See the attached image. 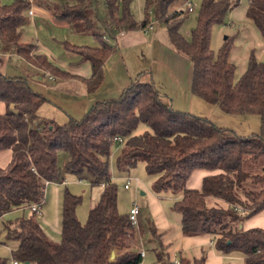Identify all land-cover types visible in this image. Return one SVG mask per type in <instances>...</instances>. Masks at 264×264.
Wrapping results in <instances>:
<instances>
[{"label":"trees","instance_id":"16d2710c","mask_svg":"<svg viewBox=\"0 0 264 264\" xmlns=\"http://www.w3.org/2000/svg\"><path fill=\"white\" fill-rule=\"evenodd\" d=\"M186 1L145 0L144 19L138 21L131 10L132 0H101L111 24L119 31L144 29L152 19L164 23L175 49L192 62V93L228 113H257L260 132L240 135L206 116L176 110L151 73L136 78L120 97L96 102L81 119L70 118L63 124L40 120L32 127L46 97L34 91L26 78L0 72V102L6 104V111L0 112V152H13L10 164L0 167V221L11 212L36 203L44 205L46 186L58 181L63 173L61 153L67 155V173L80 175L87 171L93 177V187L103 186L85 223L77 216L81 197L66 189L59 241L45 232L35 211L31 210V216L4 222L5 243L17 242L11 247L12 259L23 264L142 263L143 256L133 248L135 226L129 214L118 209V188L110 174L111 153L121 145L117 159L121 172L143 161L149 174H158L152 185L155 192L180 194L173 209L181 214L184 236L209 234L219 252L240 251L245 254V264H264V228L240 227L264 210V166L255 173L244 164L264 162V62L252 57L244 76L234 82L229 44L218 54L211 48L212 27L225 23L241 0H202L190 39L181 33L189 13L184 9ZM98 3L43 2L57 20L100 39L98 47L65 42L68 50L92 64L94 74L113 48L101 32L95 31L100 22ZM248 3V16L264 36V0ZM29 7L28 0L10 4L0 0V50H11L58 76H68L45 55H33V43L21 41ZM142 124L146 128L139 132ZM196 170L215 173L203 178L201 189L188 188V180ZM116 249L121 252L112 258ZM157 255L160 264H205L203 256L182 255L176 263L164 260L163 250ZM0 264H10V258L0 256Z\"/></svg>","mask_w":264,"mask_h":264},{"label":"crops","instance_id":"0c3cea01","mask_svg":"<svg viewBox=\"0 0 264 264\" xmlns=\"http://www.w3.org/2000/svg\"><path fill=\"white\" fill-rule=\"evenodd\" d=\"M13 1L4 3L1 0V3L10 4ZM45 1L34 0L33 4H30L22 28L21 41L33 43L36 54L45 55L50 62L68 72L69 75L58 76L28 61L16 52L0 50V72L10 77L26 78L34 91L46 97V102L40 106L36 112L37 116L32 120V127H36L40 120H53L58 124H63L70 118L81 119L96 102L120 97L123 90L136 78H141L148 73H151L156 86L169 95L172 106L176 110L192 112L199 116L206 115V101L191 91L192 62L188 56L175 49L164 23L152 19L151 27L125 31H119L112 25L115 28L112 29L114 31L112 36L109 37L102 33L103 39L112 44V52L98 72L94 74L89 61L81 60L79 54L65 47V42L71 45L90 46L85 36H89L91 33H79L72 29L67 22L57 20L45 8L43 4ZM134 1L131 2L132 13L136 20L140 19L141 21L144 19V10L142 11L140 8V18L137 17L136 12L132 9ZM141 3L142 1L138 0L139 6ZM24 30L28 34L26 38L23 37ZM35 33L39 39L32 42L28 38ZM181 33L190 39L191 31L187 36L181 28ZM95 38L99 42L91 47L101 45L100 39ZM5 111L6 104L0 102V112ZM12 157L11 149L1 151L0 167H7L12 161ZM214 173L213 171L196 170L188 180V188L201 189L203 178ZM136 182L137 188L148 192L147 208L149 207V212L155 216L156 230H162L164 233L170 231L171 225L160 199L147 189L143 181L137 179ZM93 188L96 201L103 186L98 185ZM254 227L264 228V210L243 224L244 229ZM140 232V228H136L134 241H136L137 251L145 252L141 263L145 264L148 255L144 245L138 240ZM182 236L180 241L182 251H178L180 256L175 252L171 262L179 260L186 250L195 249L197 257H204L205 264H232L234 260H242L245 264L243 252L233 251L228 254L219 252L209 234ZM162 246L164 248L163 244ZM119 252L121 251L116 249L115 255L117 256ZM170 258L169 254V261ZM160 262V257L157 255V264Z\"/></svg>","mask_w":264,"mask_h":264},{"label":"rangeland","instance_id":"374dc122","mask_svg":"<svg viewBox=\"0 0 264 264\" xmlns=\"http://www.w3.org/2000/svg\"><path fill=\"white\" fill-rule=\"evenodd\" d=\"M3 1L6 3L10 0ZM141 1V6H139L138 0H135L132 6V9L136 12L137 17L139 18L141 13L140 8L143 11L145 7V0ZM191 3L194 10L187 14L188 17L182 25L183 32L186 33L187 36H189L191 29L197 26L202 0H191ZM248 7V0H241L240 4L228 15L225 23L215 24L212 27V50L218 54L226 43L229 44L228 59L235 68L234 82H238L244 76L252 57L264 62V36L256 26L253 19L248 16ZM97 8L100 22L95 28V31L105 33V35L110 37V35L112 36L114 34L112 29L115 28L112 26L108 18L106 8L101 0H99ZM23 33V37L26 38V36H28L26 30H24ZM85 37V39H88L87 41L90 46H95V44H98L99 42L98 39L91 34ZM28 39L34 42V40H38L39 37L35 33ZM32 54L37 55L35 50L32 51ZM205 112L206 115L204 116L210 118L219 126L232 128L240 135H250L260 132L261 118L257 113L244 115L228 113L223 111L217 105L211 103L208 104L207 101L205 105ZM145 128L144 124H142L140 125L138 131L141 132ZM120 151L121 145H116L110 156V174L112 180L115 181L118 188V209L121 213L129 214L134 202H136L140 207V213L138 215L139 226H135L133 241L136 236V228L139 227L141 235L138 240L144 245V249L148 255L145 264H157V254L161 250L165 252L164 260H168L170 254L171 261L174 258L175 252L178 254V251H182L180 243L181 238L183 237L181 231L182 218L181 214L173 209V204L175 200L179 198L180 194H174L172 191L155 192L152 185L157 179L158 174H149L146 170L145 162L143 161L138 162L135 167L129 169L128 171L121 172L117 166V159ZM66 159L67 155L65 153H61L60 165L63 167L62 176L58 179V181L49 183L46 186L44 205L41 207L40 212H36L35 214L42 228L55 241H59L61 239L63 197L66 189L81 197V203L77 207V216L82 223L87 221L91 205H94L95 203L93 194L94 188L92 186L93 177L87 171L80 175L67 173L65 171ZM244 164L247 170H251L255 173L261 172L264 166V162L252 163L251 161H246ZM126 176H130L132 178L131 186L128 189L124 187V178ZM63 177L64 180L67 181L68 185L59 184ZM135 179L143 181L147 189L160 199L171 225L170 231L164 233L162 230H156L155 216L149 212V207L147 208L148 192H144L143 189L137 188L135 185L137 183ZM32 214L33 213L30 208H25L23 210H17L7 214L0 221V256L10 258V263L13 260L11 258L10 247L17 245V242L9 241L5 243V237L2 233L3 223L9 220L14 221L22 215L31 216ZM244 223L245 222H243V224ZM243 224L241 225L243 226ZM162 244L164 245V248ZM133 248L137 250L136 241L133 242ZM182 254L188 258H194V256L197 257L195 249L186 250ZM178 256L180 255L178 254ZM229 262L231 263V261ZM232 264L244 263L242 260H234L232 261Z\"/></svg>","mask_w":264,"mask_h":264},{"label":"built area","instance_id":"2783aa9c","mask_svg":"<svg viewBox=\"0 0 264 264\" xmlns=\"http://www.w3.org/2000/svg\"><path fill=\"white\" fill-rule=\"evenodd\" d=\"M30 2V4H33L34 0H28ZM184 9L187 11V12H192L193 11V5L192 3L188 0L185 2L184 4ZM148 27H151V23L148 25ZM147 27V28H148ZM117 140H120L121 141V138L120 137H117L116 138ZM125 185L124 187L126 189L130 188L131 186V181H132V178L130 176H126L125 178ZM137 181V179H135ZM49 183V182H48ZM60 183L62 184H66L67 181L64 180V178L60 181ZM42 203H36V204H33L32 206H30V209L32 211H35V212H40L41 210V207H42ZM240 211H242V208H239ZM140 213V207L139 205L134 202L132 207H131V210H130V213H129V218H130V221L131 223L134 225V226H137L138 225V215ZM141 255L144 256L145 255V252L144 251H141ZM179 260L176 259V263H178ZM10 264H23L21 263L20 261L16 260V259H13L12 262Z\"/></svg>","mask_w":264,"mask_h":264},{"label":"water","instance_id":"95a60500","mask_svg":"<svg viewBox=\"0 0 264 264\" xmlns=\"http://www.w3.org/2000/svg\"><path fill=\"white\" fill-rule=\"evenodd\" d=\"M240 227H242V225H241ZM111 257H112V258H114V257H115V253H114V252H112V255H111ZM25 264H28V263H25Z\"/></svg>","mask_w":264,"mask_h":264}]
</instances>
